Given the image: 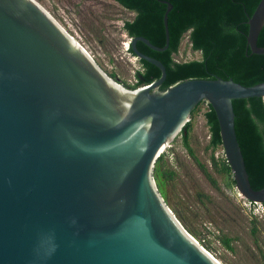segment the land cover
<instances>
[{"label":"water","instance_id":"1","mask_svg":"<svg viewBox=\"0 0 264 264\" xmlns=\"http://www.w3.org/2000/svg\"><path fill=\"white\" fill-rule=\"evenodd\" d=\"M135 38L136 57L161 76L125 88L108 77L35 0H0V264H221L181 226L153 167L200 103L214 112L236 190L252 189L232 101L264 99V81L187 79L164 90L166 71L140 54L169 44ZM247 46L264 55V0L248 18Z\"/></svg>","mask_w":264,"mask_h":264},{"label":"rangeland","instance_id":"2","mask_svg":"<svg viewBox=\"0 0 264 264\" xmlns=\"http://www.w3.org/2000/svg\"><path fill=\"white\" fill-rule=\"evenodd\" d=\"M35 1L87 51L107 76H115L113 81L125 88L135 83L139 63L129 53L131 39L122 29L123 22L131 19L128 11L112 0ZM200 58V53L191 49L185 34L178 52L173 55L174 61ZM206 111V103H202L190 118L188 144L217 187L211 185L183 147L179 133L164 150L163 173L172 170L174 177L171 180L166 175L161 177L160 195L170 211L182 217L183 222H178L184 230L221 264H264V207L244 206L232 174L221 173L211 164L210 151L205 149L209 139L204 119ZM220 148L213 154L217 161L223 160ZM223 237L232 239L233 251L222 244Z\"/></svg>","mask_w":264,"mask_h":264},{"label":"trees","instance_id":"3","mask_svg":"<svg viewBox=\"0 0 264 264\" xmlns=\"http://www.w3.org/2000/svg\"><path fill=\"white\" fill-rule=\"evenodd\" d=\"M113 1L122 9L132 10L137 14L133 21H125L122 25V29L130 39L142 37L158 48H162L165 44L163 15L167 5L172 6L167 15L169 36L167 49L163 52H155L142 43L137 45L142 53L158 60L164 66L166 77L161 84V90L187 79H230L243 86H253L264 81V55L251 53L246 41L248 18L253 14L260 0ZM185 34H188L191 49L199 52L201 58L175 62L173 55L178 52ZM257 46L264 48V28L259 33ZM128 51L135 57L130 44ZM139 62L142 65V72H135L137 81L135 86L149 85L160 78L161 74L155 66L144 60ZM108 77L113 79L115 76L110 74ZM199 105L191 113V117L198 110ZM206 106L204 119L209 139L205 149L210 151V161L214 168L221 173L231 175L225 159L217 161L213 157L215 150L221 147V141L214 112L209 105ZM232 108L236 139L244 159L249 183L252 189H261L264 187V100L262 98L233 100ZM190 128L189 121L180 133L182 145L211 185L216 188V181L205 165L197 160L188 144ZM164 164L165 154L162 152L154 164L152 173L159 193L163 182L161 177L166 175L167 180L174 177L172 170L163 173ZM164 201L168 205L165 199ZM173 213L182 223V217L174 211ZM220 240L227 250L233 251L232 239L223 237Z\"/></svg>","mask_w":264,"mask_h":264},{"label":"flooded vegetation","instance_id":"4","mask_svg":"<svg viewBox=\"0 0 264 264\" xmlns=\"http://www.w3.org/2000/svg\"><path fill=\"white\" fill-rule=\"evenodd\" d=\"M113 1V0H112ZM114 2V1H113ZM115 3V2H114ZM116 4V3H115ZM120 7V6H119ZM126 11H128L129 13H130V15H131V19L130 20H127V21H133L134 19H135V17H136V12L135 11H132V10H126ZM124 23V22H123ZM127 35V34H126ZM128 36V35H127ZM135 38H137V37H134L133 39H131L130 40V48H131V51H132V53L135 55V57H136V54H135V51L133 50V48H132V46H131V43H132V41L135 39ZM138 43H141L140 41H136L135 42V49H136V51L138 52V53H140V54H143V55H145L144 53H142L138 48H137V45H138ZM147 47V46H146ZM148 48V47H147ZM149 49V48H148ZM151 50V49H150ZM153 51V50H152ZM146 56H148V55H146ZM137 58V61H138V63H139V69H140V72H142V65H141V63L139 62V60H141V59H139L138 57H136ZM136 83H137V81H136V79H135V83L133 84V85H128L129 86V88L131 89H136V88H138L139 86H135L136 85ZM159 90H161V85L159 86V88H158Z\"/></svg>","mask_w":264,"mask_h":264},{"label":"built area","instance_id":"5","mask_svg":"<svg viewBox=\"0 0 264 264\" xmlns=\"http://www.w3.org/2000/svg\"><path fill=\"white\" fill-rule=\"evenodd\" d=\"M146 86H148V85H146ZM142 87V86H141ZM138 88H140V87H138ZM137 89V88H136ZM220 156L224 159V153H223V150H222V147L220 148ZM244 206H246V207H252V208H254L255 207V205H258V204H256V203H251V202H249V201H247V200H245L244 199ZM259 205H262L263 207H264V204H259ZM259 209H256V211H258ZM264 212V211H263ZM253 214H255V212H253Z\"/></svg>","mask_w":264,"mask_h":264},{"label":"bare ground","instance_id":"6","mask_svg":"<svg viewBox=\"0 0 264 264\" xmlns=\"http://www.w3.org/2000/svg\"><path fill=\"white\" fill-rule=\"evenodd\" d=\"M55 20V19H54ZM55 22H56V20H55ZM57 23V22H56ZM58 24V23H57ZM59 25V24H58ZM60 26V25H59ZM61 27V26H60ZM62 28V27H61ZM63 29V28H62ZM63 31H64V33L69 37V38H71V40H74V41H76L73 37H71L64 29H63ZM80 45V44H79ZM83 48V47H82ZM84 49V48H83ZM85 50V49H84ZM86 51V50H85ZM87 52V51H86ZM210 255V254H209ZM213 257V256H212ZM214 258V257H213ZM215 259V258H214ZM217 261V260H216Z\"/></svg>","mask_w":264,"mask_h":264}]
</instances>
